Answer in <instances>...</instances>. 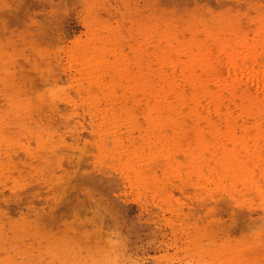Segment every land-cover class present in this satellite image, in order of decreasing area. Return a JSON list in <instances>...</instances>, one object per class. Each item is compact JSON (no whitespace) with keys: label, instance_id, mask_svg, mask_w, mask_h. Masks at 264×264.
Wrapping results in <instances>:
<instances>
[{"label":"rangeland","instance_id":"obj_1","mask_svg":"<svg viewBox=\"0 0 264 264\" xmlns=\"http://www.w3.org/2000/svg\"><path fill=\"white\" fill-rule=\"evenodd\" d=\"M262 86L264 0H0V264H264Z\"/></svg>","mask_w":264,"mask_h":264},{"label":"bare ground","instance_id":"obj_2","mask_svg":"<svg viewBox=\"0 0 264 264\" xmlns=\"http://www.w3.org/2000/svg\"><path fill=\"white\" fill-rule=\"evenodd\" d=\"M237 68V67H236ZM231 69V68H230ZM238 71V70H237ZM242 72V71H241ZM240 72V73H241ZM246 72V71H245ZM244 73V72H243ZM251 78V77H250ZM250 80H252V79H250ZM255 81V80H254ZM256 82H257V80H256ZM254 84V83H253ZM260 82L258 81V83H255V85H258V86H260ZM245 85H246V83H245ZM247 85H248V83H247ZM257 87V86H256ZM264 86H262V88H263ZM264 90V89H263ZM17 234V233H16ZM94 258V257H93ZM102 264V263H101Z\"/></svg>","mask_w":264,"mask_h":264}]
</instances>
